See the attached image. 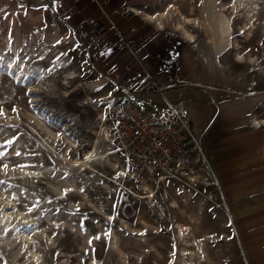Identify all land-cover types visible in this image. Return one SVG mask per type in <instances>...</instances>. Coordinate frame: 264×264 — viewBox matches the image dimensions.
Returning <instances> with one entry per match:
<instances>
[{
	"label": "rangeland",
	"instance_id": "374dc122",
	"mask_svg": "<svg viewBox=\"0 0 264 264\" xmlns=\"http://www.w3.org/2000/svg\"><path fill=\"white\" fill-rule=\"evenodd\" d=\"M230 1L150 2L146 12L177 2L187 14L191 5L193 11L189 15L205 25L212 43L206 44L202 28L195 29L197 42L192 45L171 31H161L166 40H175L172 55L164 61L173 66L171 69L179 62L180 70L189 69L190 77L185 82L194 86L165 89L163 94H140L120 92L112 85L107 78L111 69L107 57L113 50L101 51L85 28L76 31L78 36L61 33L54 25H44L40 12L29 11L24 18L16 0H0V65L3 58H9L14 64H38L52 70L42 74L44 89L34 95L35 103H31L35 99L19 88L11 75L0 77V153H4L0 157V181L4 182L0 191L10 196L16 210H26L25 214L36 220L34 226L39 227L36 229H40V237L35 241V249L42 256L39 264H90L93 260L99 264H180L179 249L188 244L177 238L175 221L190 226V236L185 240L190 242L187 249L194 254L193 264H264V132L254 134L257 131L249 124L253 114L264 119V52L261 53L257 38L243 42L240 10L237 15L230 8ZM259 26L258 22L255 35ZM233 36L240 45V53L245 55L240 65L233 61L232 49L217 52L221 42ZM260 39L264 40L262 36ZM54 48L59 52L54 55L56 58H50L47 53ZM250 55L255 63L248 60ZM69 71L75 77L67 79ZM106 94L111 95V100L103 99ZM127 95L152 115L166 114L171 105L181 110L195 136L203 135L204 128L211 124L207 136L201 138L212 162L213 185L193 186L191 182L184 187L194 190L184 204L194 223L178 211L169 210L166 204L161 212L157 204H145L137 194L126 192L122 183L111 184L112 189L105 190L100 184L104 181L103 170L99 176L95 174L96 178L88 173L73 175V170L60 159L64 147L61 138L54 151L47 145L43 127L58 133L61 124H70L65 135L76 137L79 147L77 154L70 152L68 158L81 155L88 148L83 144L92 138L90 127L96 119V112L84 99L90 96L108 105V113L115 96ZM231 142L239 146L230 151ZM217 149H222L220 164H215L210 156V150ZM4 164L8 167L4 168ZM32 168L41 171L42 179L32 181L19 174L21 169ZM49 181L73 184L75 190L57 198L50 191ZM68 200H79L81 211L70 213ZM103 213L112 215V223L106 222ZM142 221L147 223L146 228ZM2 227L0 264H25L21 252L6 241L8 233ZM101 230H110L116 236L121 254L99 233ZM47 236L53 244L45 241ZM97 236L99 239H95Z\"/></svg>",
	"mask_w": 264,
	"mask_h": 264
},
{
	"label": "bare ground",
	"instance_id": "6f19581e",
	"mask_svg": "<svg viewBox=\"0 0 264 264\" xmlns=\"http://www.w3.org/2000/svg\"><path fill=\"white\" fill-rule=\"evenodd\" d=\"M155 1L157 2V0ZM176 1L178 3H182L184 0ZM189 1L192 0H187L188 3ZM177 2L166 4L162 6V8L157 12L153 14H151V12L146 13L143 15V17L145 20H148L149 22H152L154 25H156L158 30L171 31L172 33L178 35L185 43L190 45L197 42V37L194 33L195 29L202 28L206 37V44L212 43L210 36H208L205 25L200 22L198 18L189 15V13L193 11V7L189 5L186 14L181 10ZM230 8H232L235 13H238L237 15H239V12L236 11L240 10V16L242 18V25L240 28L242 29L243 42H251L257 38L256 41L262 48L261 53H263L264 40L261 41L260 37L262 36L264 39V0H231ZM134 13L137 15L139 14V12L136 10L134 11ZM258 22L260 23V26L258 34L255 35L254 30L256 29V24ZM227 26L228 28L230 27L229 22H227ZM239 47L240 45L237 44V41L233 36L231 40L221 42L217 52L232 49L233 61L235 62V64L240 65L245 60V55L243 53H240ZM37 50H40V46L37 48ZM58 50L54 48V50H50L47 54H49V57L52 58L55 54L57 55V53L59 52ZM44 60L45 59H41V61ZM248 60L252 63H255V58L252 55L248 57ZM1 62L2 64L0 65V77L10 78L11 75V79L13 80V82L19 84V88L27 90L29 95L32 96V99H35L34 95L41 94V91L44 89L43 85L45 84V79L42 74L44 72L46 73L48 70L52 71L50 69L46 70L44 67H41L38 64H31L28 67L19 62L17 64H14V60L9 58H3ZM74 74V72L72 73L71 71H69L65 76L67 77V79H70V77H75ZM104 97V100H106L107 98L110 99L111 95L106 94ZM84 100L86 101L85 104L91 105L93 110L96 112V119L94 124L92 126L90 125L92 138L88 141L87 144H83V146H88V148L84 150L81 155H76L79 147V143L77 142L78 140H75L76 137L71 138L65 135V132L71 128L69 126L70 124H61L59 127L61 128V130L58 133L49 131L47 127L42 128V130H44L46 139L49 142V144L47 145L53 151L55 150L59 138H61L60 143L63 144L62 146L64 147L62 148L60 159L63 161L64 165L67 168L72 169L74 173L73 175L76 176L85 173H88L93 177L95 176V174L99 176L103 170L105 171L103 174L104 181H102L100 184L105 190L112 189L111 184L118 185V183H122V186H124L123 188L124 190H126V192H129L131 195L137 194V198L143 200L145 204L152 206H156L157 204L160 212L164 208L163 205L166 204L169 210L178 211L181 216L188 219L187 221H190V223L193 222V218L188 212H186L184 204H186V202L193 196L194 190L189 188H181V190H179L178 188H174L172 186H162L159 188L157 184L153 183H144L140 188L135 189L136 187L126 181L125 169L121 165L118 157L114 152L107 130V125L105 123V118H107L106 115L109 113H107L108 105H102V103H99V100L96 101L90 96H87ZM35 102H37V99H35V101H31V103ZM82 105L83 104H81L80 106ZM35 119L39 122L38 118ZM74 124L75 123H72L71 126H74ZM249 124L252 130H254L255 132L257 131L254 134L264 132V119L257 117L256 114H253L249 117ZM70 152L76 153L73 158H68ZM19 174L21 175V177H27L32 181H38L42 179L41 171L37 168L28 170L21 169L19 170ZM201 178V174H195L190 176L189 180L193 183L194 186V183L198 184ZM204 182L207 184V186L213 185V183H207L205 179ZM59 183L55 181H49L48 183L50 191L57 198H63L69 191L73 192L75 190L73 184L64 185ZM67 203L70 213L75 214L81 211L79 200H68ZM87 203L90 204L89 201ZM25 212L26 210H16L15 206H13V200L10 198V196L6 195L5 192L0 191V225L4 226L2 228H5L7 230L8 236L6 238V241H10L11 245L15 246V248L18 249V251L16 250V252H21L22 261L25 264H39L42 260V256L40 252L35 249L38 247L35 245V241L39 236L40 229H36L39 228L37 226H34V222L36 220H33L28 214H25ZM103 215L106 219V222L112 223L113 217L111 214L103 213ZM18 218L20 222H17ZM142 222V224H144L143 226H147L146 222ZM121 224L125 225L124 222H121ZM175 224L177 228V238L180 240V242H185L186 244H188L186 245V247L188 248L190 242L187 241L188 239L185 240V237L188 235V232L191 231L190 226L178 221H175ZM27 228L30 231L27 232ZM99 233L101 235H105L107 237V242L109 241L110 245L116 246V249L121 254V251L115 242L116 236L112 234L110 230H107L106 232H103L101 230L99 231ZM45 241L48 244L52 243L50 236H47ZM187 248H183L181 250L179 249L180 264H193L194 254ZM90 264L99 263L96 260H93L92 262H90Z\"/></svg>",
	"mask_w": 264,
	"mask_h": 264
},
{
	"label": "crops",
	"instance_id": "0c3cea01",
	"mask_svg": "<svg viewBox=\"0 0 264 264\" xmlns=\"http://www.w3.org/2000/svg\"><path fill=\"white\" fill-rule=\"evenodd\" d=\"M151 1L16 0L17 6L22 9L21 17L27 16L29 11L40 12L44 25H54L61 33L70 32L74 36L79 34L76 31L85 28L89 38H93L101 51L116 49L117 55L109 62L111 69L107 78L120 92L163 94L165 89L179 90L194 86L185 82L190 77L189 69L180 70V62L175 69H171L173 66L164 61L172 55V42L175 40H166L156 25L144 19L143 15L150 13L146 11L150 9ZM135 10L139 12L138 15L134 13ZM210 125L207 124L201 136H207ZM237 146L231 142L228 150ZM221 152L222 149L210 150L215 164L223 162Z\"/></svg>",
	"mask_w": 264,
	"mask_h": 264
},
{
	"label": "built area",
	"instance_id": "2783aa9c",
	"mask_svg": "<svg viewBox=\"0 0 264 264\" xmlns=\"http://www.w3.org/2000/svg\"><path fill=\"white\" fill-rule=\"evenodd\" d=\"M107 115V130L114 152L125 169V179L136 188L144 183L181 188L189 177L201 174L211 182L212 162L202 138L192 134L175 107L152 115L131 96H115ZM212 183V182H211Z\"/></svg>",
	"mask_w": 264,
	"mask_h": 264
},
{
	"label": "snow or ice",
	"instance_id": "6c2138e0",
	"mask_svg": "<svg viewBox=\"0 0 264 264\" xmlns=\"http://www.w3.org/2000/svg\"><path fill=\"white\" fill-rule=\"evenodd\" d=\"M13 111H15V109H13ZM0 114H2V111H0ZM14 141H8L7 143H13ZM4 155V153H0V157H2ZM17 155H20V153H17ZM4 168H7L8 165L4 164L3 166ZM3 181H0V184H3ZM83 191V189H81ZM29 211H31V209H29ZM95 239H99V236L95 237Z\"/></svg>",
	"mask_w": 264,
	"mask_h": 264
},
{
	"label": "trees",
	"instance_id": "16d2710c",
	"mask_svg": "<svg viewBox=\"0 0 264 264\" xmlns=\"http://www.w3.org/2000/svg\"><path fill=\"white\" fill-rule=\"evenodd\" d=\"M117 55V50H113L109 55H108V59L112 60L115 56Z\"/></svg>",
	"mask_w": 264,
	"mask_h": 264
}]
</instances>
